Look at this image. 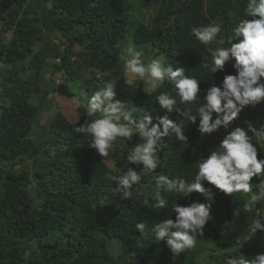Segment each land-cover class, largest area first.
Masks as SVG:
<instances>
[{
	"label": "trees",
	"instance_id": "1",
	"mask_svg": "<svg viewBox=\"0 0 264 264\" xmlns=\"http://www.w3.org/2000/svg\"><path fill=\"white\" fill-rule=\"evenodd\" d=\"M50 2L51 9L45 7L49 0L0 3V264H172L166 240L157 242L152 228L165 218L175 219L170 211L175 204L208 201L199 193L183 197L162 192L168 209L153 210V177L182 176L191 182L200 158L219 145L225 130L202 136L197 131L199 117L195 124L184 121L187 146L170 131L158 146L160 164L155 173H145L142 187L134 189L132 199L124 200L122 192L114 191L117 182L108 177L128 167L143 168L127 160L133 147L143 142L139 134L117 139L110 154L113 165L108 166L89 147L90 137L73 131L86 118L83 106L75 100L77 115L70 121L60 109H50L48 94L56 92L54 76L58 75L62 77L58 83L67 90L75 86L77 92L68 91L80 100L86 98L76 83L96 91L103 82L113 81L115 99L138 109L135 119L146 114L153 117V124L158 116L179 122L183 117L156 100L164 92L175 96L169 82L148 95L144 82L127 80L121 59L126 48L131 45L139 51L143 46L145 52L155 51L152 57L162 54L173 68L185 67L186 75L199 80L203 102L208 87L220 86L225 75L236 74L234 59L216 74L202 65L210 62L211 51L226 46L220 41H227L246 18L243 9L248 0ZM210 23H220L222 31L212 44L202 45L190 29ZM238 42L239 38L233 41ZM199 106H191L193 115ZM43 118L46 121L41 123ZM248 122L257 128L264 125V103L245 107L229 131L235 127L247 131ZM252 142L258 159H263L264 141L253 137ZM27 162L30 170L22 167ZM259 182L253 178L254 192ZM203 184L214 194L211 218L204 236L197 237L194 248L180 253L175 264H226L228 258L241 254L264 253V232L252 230L253 220L264 215V202L246 212L243 205L249 194L225 196L207 181ZM139 222L145 224L144 235L135 227Z\"/></svg>",
	"mask_w": 264,
	"mask_h": 264
},
{
	"label": "clouds",
	"instance_id": "2",
	"mask_svg": "<svg viewBox=\"0 0 264 264\" xmlns=\"http://www.w3.org/2000/svg\"><path fill=\"white\" fill-rule=\"evenodd\" d=\"M45 7L52 8L50 0ZM243 14L246 18L235 26L232 36L227 41H220L226 46L211 51L210 62L202 65L212 74H216L224 71L226 64L234 59L233 68L236 74L225 75L220 86L212 84L208 87L203 102L200 101L199 80L195 76L186 75L185 67L173 68L160 57L152 58L145 64L142 51L131 45L126 48V55L121 57L124 61L125 76L130 77L133 82H144V91L148 95L163 82H169L175 96L164 92L156 96V100L162 108L169 112L175 111L183 117L179 122H174L167 116H158L155 118L157 123L153 124V117L146 114L138 120L135 119L134 113L138 109L130 103L115 99L116 84L113 81L103 82V86H98V90L85 100L72 97L83 106L86 114L83 123H79L73 131L89 136V147L103 160L115 152L114 144L118 138L139 134L143 141L136 144L127 155L129 164L137 168L143 165V168L137 171L128 167L126 171L108 177L109 180L117 182L118 187L114 191L122 192L121 198L124 200L132 199L134 189L142 187L145 173H155L160 164L158 146L163 137L171 131L178 142L187 146L188 137L185 135L184 121L195 124L199 117L197 131L202 136L211 135L221 128L225 130L226 135L219 145L210 149L206 158H200L198 170L191 182L182 176L168 179L163 174H155L153 177V210L168 209V200L161 195L162 192L183 194V197L199 193L208 201L192 202L188 206L175 204L170 209L175 213V219L165 218L155 223L152 228L157 242L166 240L172 253V264H175L180 253L196 246L197 237L204 236L205 226L211 218L214 194L211 189L204 187L203 182L207 181L225 196L232 197L235 193L249 194L243 205L246 212L253 211L257 204L264 202V159H258V149L252 142L253 137L264 141V125L257 128L248 122L247 131L242 127L229 131L230 125L238 119L245 107L264 103V0H248ZM221 31L220 23H210L192 27L190 35L200 44L210 45L217 40ZM238 38L239 42L233 43ZM194 104L200 105L195 115L192 114L191 108ZM185 105L188 107H184ZM213 113L217 114L216 119H213ZM254 177L260 179L256 184L257 192L253 191ZM148 202L144 201L145 204ZM103 203L105 202L101 201V204ZM135 227L141 235L145 234L143 222L137 223ZM252 230L253 234L264 232V215L253 220ZM136 243L140 244L141 241L137 240ZM226 264H264V253L254 257L241 254L228 258Z\"/></svg>",
	"mask_w": 264,
	"mask_h": 264
},
{
	"label": "rangeland",
	"instance_id": "3",
	"mask_svg": "<svg viewBox=\"0 0 264 264\" xmlns=\"http://www.w3.org/2000/svg\"><path fill=\"white\" fill-rule=\"evenodd\" d=\"M0 3H2L3 5L6 6L7 5V0H0ZM6 35L7 36L10 35V33L8 32ZM146 50H147V48L143 47V46L141 47V49H139V51L143 52V54H144L143 56L144 57H147L149 55V57H151V59L152 58H157V57L162 58V54L161 55L157 54V57H152L151 54H153L155 51H152V52L147 51V52H145ZM150 60L145 61V64L149 63ZM45 76L46 77H52L50 73H46ZM54 77H56V78H54ZM54 77H53L54 78V82L59 84L58 82L61 81L62 77L60 75L54 76ZM127 80L130 82L131 78L127 77ZM42 83H43V85L47 86L46 82H44L43 79H42ZM76 84H77V87L79 88V91L81 92L82 96L84 98H86V99L88 97H90L91 94L94 92L93 89H85V88H83L79 82L76 83ZM69 89L71 91L77 92L75 86L73 87V86L69 85ZM72 94H74V93H72ZM48 95L51 98V99L49 98L48 101H51L52 104H53L52 107L50 108V109H52V111L55 110V109H60L70 121H73V120L76 119L77 112H76V101H75V99H73L71 97H66L64 95H58L56 92H51ZM45 121H46V119L43 118L41 123H44ZM49 151H50V153L51 152L53 153L54 148L51 147L49 149ZM66 154L68 155V151L66 152ZM69 154H70V152H69ZM262 156H263V159H264V153L262 154ZM104 161L108 164V166H112L113 165V161H112V158L110 156L107 157V158H104ZM22 167L24 169H26V170H30L31 169L30 162H27L26 164L24 163V165Z\"/></svg>",
	"mask_w": 264,
	"mask_h": 264
},
{
	"label": "water",
	"instance_id": "4",
	"mask_svg": "<svg viewBox=\"0 0 264 264\" xmlns=\"http://www.w3.org/2000/svg\"><path fill=\"white\" fill-rule=\"evenodd\" d=\"M50 81L52 82L53 79L50 78ZM56 92L59 95H65L66 97H74L72 93H70L63 85H60V84L56 85Z\"/></svg>",
	"mask_w": 264,
	"mask_h": 264
},
{
	"label": "bare ground",
	"instance_id": "5",
	"mask_svg": "<svg viewBox=\"0 0 264 264\" xmlns=\"http://www.w3.org/2000/svg\"><path fill=\"white\" fill-rule=\"evenodd\" d=\"M121 47V46H120ZM165 157V156H164ZM165 159V158H164ZM160 219V218H159Z\"/></svg>",
	"mask_w": 264,
	"mask_h": 264
}]
</instances>
